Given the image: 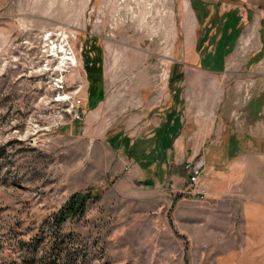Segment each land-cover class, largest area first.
Listing matches in <instances>:
<instances>
[{"label": "rangeland", "instance_id": "obj_1", "mask_svg": "<svg viewBox=\"0 0 264 264\" xmlns=\"http://www.w3.org/2000/svg\"><path fill=\"white\" fill-rule=\"evenodd\" d=\"M149 3L151 17L143 21L145 6L134 0H0V264L18 263L21 243H39L40 257L49 253L55 243L51 218L71 196L88 191L101 197L87 204L79 220L61 227L57 242L59 247L64 242L63 251L78 252L73 264H224L215 250L221 238L217 218L208 228L215 230L208 245L189 242L182 234L184 213L189 208L201 213L194 199L183 194V167L204 158L205 168H226L236 158L233 147L264 155V0ZM186 8L199 20L215 22L225 10L239 17V34L223 50L221 71L214 75L218 96L211 105L198 96L203 93L187 88L188 82L177 81L184 69L200 68V61L191 62L182 47ZM131 10L137 18L119 24ZM217 26L206 29L204 54L217 47ZM60 31L74 48L79 69L65 74L63 89L57 90L52 73L42 70L43 38ZM97 49L107 97L119 94V84L128 85L126 96H113L90 127L85 115L76 123L64 115L56 125L55 117L66 109L65 103H55L58 96L73 105L81 101L79 110L86 111L84 70ZM129 56L138 66L135 73L127 72L130 61L124 58ZM162 70L167 79L159 84ZM137 84L150 85L146 97L157 114L178 107L184 124L201 120L209 130L199 156L186 158L179 167L175 195L169 180L161 185L163 178H154L153 187L139 185L148 177L137 175L140 166L125 157L123 140L114 139L124 133L122 121L141 109L145 97ZM78 86L82 89L76 94ZM206 176L204 170L202 183ZM236 178L253 180L255 174ZM230 190L240 196L249 189ZM259 191L254 188L253 195Z\"/></svg>", "mask_w": 264, "mask_h": 264}, {"label": "crops", "instance_id": "obj_2", "mask_svg": "<svg viewBox=\"0 0 264 264\" xmlns=\"http://www.w3.org/2000/svg\"><path fill=\"white\" fill-rule=\"evenodd\" d=\"M221 12L218 15L220 21L217 19L214 22V19L212 22L210 18H203L201 22L186 8L181 23L184 53L189 54L191 62L200 61L199 69L187 68L181 72L182 80L188 82L187 88L191 87L190 89L203 93L204 95L199 94L198 96H203L208 105H211L218 96L214 75L221 71L222 50L231 46L230 39L235 33L239 34L240 27L239 17L232 10ZM214 23H218V26ZM211 24L221 30L217 47L211 54H204V47L207 45L205 39L208 34L206 29L211 28ZM219 42L222 48L218 47ZM124 60L131 62L127 63V72L138 71V66L132 62L131 56L125 57ZM103 66V58H101L100 92H102V98L100 100H97L98 91L93 96L90 94V84L84 72L86 81L82 100L83 107L87 108L83 112L88 127L100 117V113L104 110L102 106L110 103L114 99L113 96L122 99L128 92V85L119 84L118 87L115 85L119 94L107 97ZM174 84H172V89ZM135 87L141 97H145L141 109L122 121L125 127L122 129L124 133L114 139L123 140L125 157L140 166L141 171L137 175L148 177L139 185L146 188L153 187L154 178H163L165 181L161 185H166V181L169 180L171 184L169 183L167 187L170 188V194L175 195L178 191L176 181L180 180L179 167L186 158L199 156L203 141L210 134L209 130L204 127L201 120L184 124L178 107L167 111L163 116L157 114L152 101L146 97L150 85L137 84ZM180 92L186 93V90L183 89ZM174 102L178 105L179 99L176 97ZM136 124H138L137 127ZM253 152L233 147L232 153L236 158H233L228 167H216V165L205 168L207 176L203 184L209 194L203 200L192 198L201 213L196 215V212L189 208L183 216V236L187 237L189 242L192 239L196 240L200 245L212 243L210 237L215 235V230L208 228L214 226L215 219L212 218H217L216 235L221 238L215 250L221 252L220 259L224 264H264V155L259 154L261 155L259 156ZM128 154L132 158H129ZM203 160L206 162L204 158ZM245 172L255 174L256 179L239 180L236 178ZM245 185L249 190L248 192L241 191L240 196L238 192L230 190ZM254 188L261 189L257 196L253 195ZM204 218L206 219L205 224L202 222ZM196 219L200 222L197 223ZM205 236L206 242L202 243Z\"/></svg>", "mask_w": 264, "mask_h": 264}, {"label": "built area", "instance_id": "obj_3", "mask_svg": "<svg viewBox=\"0 0 264 264\" xmlns=\"http://www.w3.org/2000/svg\"><path fill=\"white\" fill-rule=\"evenodd\" d=\"M138 5L141 4L145 6V15H143V21H147L151 17V4L149 0H134ZM124 20L120 19L121 23H132L133 20L137 18L136 12L131 10L125 15ZM156 34V33H153ZM45 61L42 66L43 72L52 73L53 86L57 90H62L63 77L65 74L79 69L78 58L74 52V48L69 44L68 37L65 36L64 31L59 33L48 34L43 38ZM63 50V51H62ZM66 54V56H65ZM75 59L76 63H73L71 59ZM164 70L159 73L157 80L159 84H162L167 79V73ZM82 89V87H77L76 94ZM63 96V95H62ZM57 97L55 103L58 105L66 104V109L62 114L55 117L57 122L56 125H60L64 121V115L71 117L72 122L83 121L84 112L80 111L81 101L76 104L69 103L70 99H65V97ZM184 172L186 173V187L185 196L190 198H195L198 200H203L207 198L209 192L205 185L202 183L203 173L205 170V162L202 158L193 159L187 161L184 164Z\"/></svg>", "mask_w": 264, "mask_h": 264}, {"label": "trees", "instance_id": "obj_4", "mask_svg": "<svg viewBox=\"0 0 264 264\" xmlns=\"http://www.w3.org/2000/svg\"><path fill=\"white\" fill-rule=\"evenodd\" d=\"M221 44L218 43L220 48ZM222 48V46H221ZM95 51V50H94ZM95 58L87 59L85 65V72L90 84L89 90L92 96L98 91V99L102 98V92H100L101 84V55L99 50L96 51ZM223 52V50H222ZM174 73V72H173ZM175 79V78H173ZM177 81L182 82V75H179ZM171 82H174L173 80ZM173 84V83H172ZM132 158L131 155H127ZM101 196L94 193L93 191H88L85 194H76L69 198L66 204L51 218V231L52 238L55 239V243L49 250V253H45L41 257L39 256L38 249L39 243L30 241L28 244L21 245V258L18 263L13 262L11 264H73L75 261L76 251H63V244L61 242L60 247L57 242L60 239L61 227L68 221H77L85 213L87 204L92 200H98Z\"/></svg>", "mask_w": 264, "mask_h": 264}, {"label": "bare ground", "instance_id": "obj_5", "mask_svg": "<svg viewBox=\"0 0 264 264\" xmlns=\"http://www.w3.org/2000/svg\"><path fill=\"white\" fill-rule=\"evenodd\" d=\"M63 51V50H62ZM65 56H66V54H65ZM71 61L73 62V63H76V60L75 59H71Z\"/></svg>", "mask_w": 264, "mask_h": 264}]
</instances>
